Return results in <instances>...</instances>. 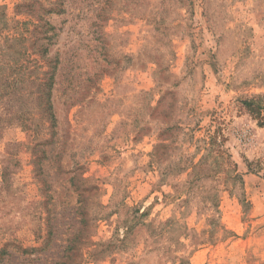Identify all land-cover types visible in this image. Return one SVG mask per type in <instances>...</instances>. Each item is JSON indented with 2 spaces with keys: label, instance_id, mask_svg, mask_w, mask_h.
Instances as JSON below:
<instances>
[{
  "label": "rangeland",
  "instance_id": "1",
  "mask_svg": "<svg viewBox=\"0 0 264 264\" xmlns=\"http://www.w3.org/2000/svg\"><path fill=\"white\" fill-rule=\"evenodd\" d=\"M0 264H264V0H0Z\"/></svg>",
  "mask_w": 264,
  "mask_h": 264
},
{
  "label": "trees",
  "instance_id": "2",
  "mask_svg": "<svg viewBox=\"0 0 264 264\" xmlns=\"http://www.w3.org/2000/svg\"><path fill=\"white\" fill-rule=\"evenodd\" d=\"M24 251H26V250H24Z\"/></svg>",
  "mask_w": 264,
  "mask_h": 264
}]
</instances>
